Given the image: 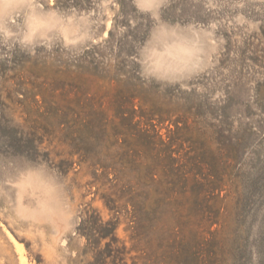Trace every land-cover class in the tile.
<instances>
[{"label":"rangeland","instance_id":"1","mask_svg":"<svg viewBox=\"0 0 264 264\" xmlns=\"http://www.w3.org/2000/svg\"><path fill=\"white\" fill-rule=\"evenodd\" d=\"M0 264H264V0H0Z\"/></svg>","mask_w":264,"mask_h":264},{"label":"bare ground","instance_id":"2","mask_svg":"<svg viewBox=\"0 0 264 264\" xmlns=\"http://www.w3.org/2000/svg\"><path fill=\"white\" fill-rule=\"evenodd\" d=\"M22 262L24 263V260L22 259Z\"/></svg>","mask_w":264,"mask_h":264}]
</instances>
